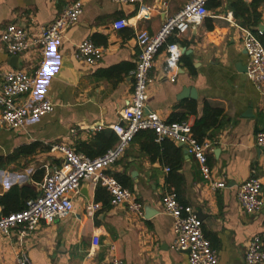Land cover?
Returning <instances> with one entry per match:
<instances>
[{"label": "crops", "instance_id": "obj_1", "mask_svg": "<svg viewBox=\"0 0 264 264\" xmlns=\"http://www.w3.org/2000/svg\"><path fill=\"white\" fill-rule=\"evenodd\" d=\"M188 1L145 0L152 10L149 18L143 19L137 17V5L84 0L78 22L49 50L36 86L15 100L30 105L49 100L53 112L29 120L22 129L0 131L1 216L3 211L23 208L25 201L39 196L45 176L61 161L59 154L50 152L52 144H64L90 158L116 144L108 126L120 122L121 112L131 101V72L138 54L135 34L141 30L154 34ZM233 1H209L210 14L200 25L169 38V43L180 47L178 66L173 72L165 71V51L159 52L151 70L153 82L146 103L160 118L168 121L174 115L192 128L204 108L222 111L219 130L211 129L207 133L211 139L204 140L213 146L207 155L213 178L224 182L225 188L212 191L198 163L176 142L166 140L157 149L149 134L141 133L108 174L117 176L118 180L114 178L121 186L122 182L128 184V188L122 187L142 203V219L124 207H112L105 194L96 195L97 187L85 182L72 197V214L49 224L41 222L22 247L15 230L9 237L0 235V264H14L20 252L26 254L30 264H109L114 255L123 264H188L185 253L172 249V219L161 204L162 196L171 189L182 205L198 214L218 264H246L248 242L256 236L264 242V207L258 213L246 214L237 192L255 170L264 199V148L255 144L257 133L264 132V103L243 72L247 65L242 33L245 27L233 16ZM241 1L247 5L259 1L258 26H262L264 35V0ZM69 2L0 0V36L10 24L29 31L46 26ZM118 19L126 20L128 26L115 31L111 26ZM86 40L104 49L101 60L92 66L76 58L77 47ZM11 57L0 42V74L8 70L32 73L38 66L35 51L17 56V68L11 66ZM63 63L68 68L62 69ZM99 125L104 128L93 130ZM32 145L37 147L19 152ZM94 204L100 209L93 211Z\"/></svg>", "mask_w": 264, "mask_h": 264}, {"label": "built area", "instance_id": "obj_2", "mask_svg": "<svg viewBox=\"0 0 264 264\" xmlns=\"http://www.w3.org/2000/svg\"><path fill=\"white\" fill-rule=\"evenodd\" d=\"M111 1L120 6L137 5L138 18L148 19L152 10L145 4V0ZM208 1L189 0L177 13L168 17L154 34L145 30L135 34L138 54L131 72V101L121 112L120 122L108 126L117 137L116 144L96 158L78 153L64 144H52L50 152L61 156L59 166L45 176L40 185L41 193L28 200L24 209L0 215V235L9 237L15 230L22 247L41 222L49 224L72 214V197L85 182L104 188L110 196L109 203L112 207H124L142 219V203L108 174V170L123 157L135 136L141 131H151L156 144L166 140L184 143L188 155L198 163L201 176L209 188L212 191L225 188L224 182L213 178L207 163V155L213 150L212 143L207 140L199 142L188 122H168L150 111L146 104L149 87L153 82L151 70L159 52L163 49L165 51V71L173 72L178 66L181 52L178 44L169 43L168 40L172 36H182L191 27L200 25L210 14L207 9ZM83 8L84 0H70L52 23L40 26L35 31L14 24L6 26L3 30L0 42L10 55L20 56L35 51L39 62L32 73L8 70L0 74V131L22 129L29 120H37L53 112L54 105L49 100L32 105L17 103L15 100L29 94L36 86L49 50L62 40L68 28L78 22ZM127 26L126 20L118 19L111 27L119 31ZM242 33L247 56L246 75L259 91L264 103V47L258 38L261 33H255L248 28H242ZM103 54V48L86 40L77 47L76 58L92 66L101 60ZM102 128L104 126L99 125L93 130L99 131ZM255 144L258 148H264V132L257 133ZM237 200L248 215L258 213L264 207L261 182L255 170H251L248 180L239 186ZM161 204L164 213L172 219V249L177 253H185L188 264H218L216 251L203 233L202 221L198 214L191 207L182 205L173 189L162 196ZM91 209L97 211L100 205L94 204ZM244 261L246 264H264V242L260 237H253L248 242ZM14 264H30V261L24 252H20ZM109 264H123V261L114 255Z\"/></svg>", "mask_w": 264, "mask_h": 264}, {"label": "trees", "instance_id": "obj_3", "mask_svg": "<svg viewBox=\"0 0 264 264\" xmlns=\"http://www.w3.org/2000/svg\"><path fill=\"white\" fill-rule=\"evenodd\" d=\"M209 1H211V0H209ZM258 2L259 1H256V2L252 3L251 5H247L241 0H236V1H233L230 5V8L232 9V12H233V16L236 20L239 21L240 25L242 27H245V28L252 30L255 33L257 32L256 28H257V26L259 24V20H260V15L257 12ZM263 36H264L263 34L258 36L261 44L263 43ZM221 117H222V111L221 110L212 109L209 107L204 108L203 116L198 121L195 122V124L193 125V128H192L193 134L196 137V139L199 142H202L206 138L211 139L212 136H210V135L207 136V133L211 129L219 130L217 123L219 122V119ZM180 121H182V119L176 118L174 115L172 116V119L168 120V122H180ZM141 133H148L151 143L155 144L157 149H159L158 147L162 148L164 146L165 141L161 144H156L154 142V135L151 131H141L137 135H139ZM116 139H117V137H116ZM36 147H37V145H32V146L27 147V148H21L19 150V152H23V153L29 152L30 150H33ZM112 177H115L118 180L117 176H112ZM122 186L125 188L129 187L128 184H126L124 182H122ZM99 192H102L103 194H105L107 196V199L110 201V196L108 195V193L106 192V190L104 188L98 186L96 189V195ZM11 194H12V192L9 195H11ZM6 198H7V196H5L4 199H2V202ZM34 198H36V196ZM27 201H25L23 208H18V209H13V210H5V211H3L2 215H8V214L13 213V212L21 211L22 209L25 208V204Z\"/></svg>", "mask_w": 264, "mask_h": 264}, {"label": "water", "instance_id": "obj_4", "mask_svg": "<svg viewBox=\"0 0 264 264\" xmlns=\"http://www.w3.org/2000/svg\"><path fill=\"white\" fill-rule=\"evenodd\" d=\"M121 6H129V5H121ZM258 32H260L261 33V35L263 34V28H262V26H258V30H257ZM17 60H18V57L17 56H12L11 58H10V63H11V66L13 67V68H17V66L15 65V63L17 62ZM68 66V64L67 63H63L62 64V69L64 68H68L67 67ZM246 72V66H243V72ZM189 94H191V98H194L195 97V94H194V91L193 90H189ZM177 143V145L179 146V147H181V148H184V153L187 155L188 154V152H187V149H186V147H185V144L184 143H180V142H176ZM188 156V155H187Z\"/></svg>", "mask_w": 264, "mask_h": 264}]
</instances>
